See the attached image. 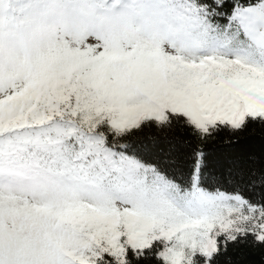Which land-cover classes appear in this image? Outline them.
<instances>
[{
    "label": "snow or ice",
    "instance_id": "obj_1",
    "mask_svg": "<svg viewBox=\"0 0 264 264\" xmlns=\"http://www.w3.org/2000/svg\"><path fill=\"white\" fill-rule=\"evenodd\" d=\"M264 0H0V264H217L264 247ZM186 129L187 166L132 142ZM155 141V137H148Z\"/></svg>",
    "mask_w": 264,
    "mask_h": 264
},
{
    "label": "trees",
    "instance_id": "obj_2",
    "mask_svg": "<svg viewBox=\"0 0 264 264\" xmlns=\"http://www.w3.org/2000/svg\"><path fill=\"white\" fill-rule=\"evenodd\" d=\"M150 136L155 137V141L148 139ZM131 139L149 159L182 166L191 163L192 150L196 147V141L188 131L177 125L163 131L146 129ZM199 147L208 157L206 172L209 174L219 175L235 165L259 168L264 166V124L250 123L235 133L219 131ZM217 264H264V247L230 246L218 257Z\"/></svg>",
    "mask_w": 264,
    "mask_h": 264
}]
</instances>
